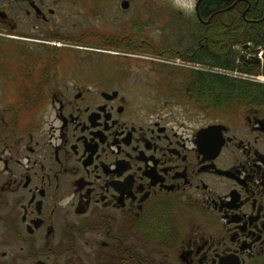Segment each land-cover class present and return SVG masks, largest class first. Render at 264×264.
<instances>
[{"label":"flooded vegetation","instance_id":"af4514ba","mask_svg":"<svg viewBox=\"0 0 264 264\" xmlns=\"http://www.w3.org/2000/svg\"><path fill=\"white\" fill-rule=\"evenodd\" d=\"M88 1L0 0V264H264V13Z\"/></svg>","mask_w":264,"mask_h":264},{"label":"trees","instance_id":"16d2710c","mask_svg":"<svg viewBox=\"0 0 264 264\" xmlns=\"http://www.w3.org/2000/svg\"><path fill=\"white\" fill-rule=\"evenodd\" d=\"M249 1H250V7L248 8L246 12L247 18H254V19L262 18L263 13H264V0H248V2ZM218 2L219 0H203L202 6L205 8L210 7V6H217ZM238 6L242 7L241 5L237 4L233 8H231V10L227 11V13L225 14V20H224L226 24L239 26L236 28L231 27V28L225 29L226 41L228 42L226 46L225 56H226L227 61L232 60V62H234L235 57H234L233 51L231 50V46L236 43H243L249 39L248 36L245 34L244 36H241L243 32H246V33L249 32L248 29H246L245 27H242V26H247V23H249V21H247L245 18L244 19L242 18L241 13L237 11ZM218 18H216L214 23L219 22ZM242 83H243L242 84L243 90H247L248 88H252L253 86L264 88V84H261V83L255 84L251 81H245V80ZM218 85L225 87L222 84H218Z\"/></svg>","mask_w":264,"mask_h":264},{"label":"rangeland","instance_id":"374dc122","mask_svg":"<svg viewBox=\"0 0 264 264\" xmlns=\"http://www.w3.org/2000/svg\"><path fill=\"white\" fill-rule=\"evenodd\" d=\"M158 2L163 3V7H188L192 5V0H158ZM87 3L89 4L88 0H86Z\"/></svg>","mask_w":264,"mask_h":264},{"label":"water","instance_id":"95a60500","mask_svg":"<svg viewBox=\"0 0 264 264\" xmlns=\"http://www.w3.org/2000/svg\"><path fill=\"white\" fill-rule=\"evenodd\" d=\"M128 5L126 4V2H123L122 4H121V7H123V8H126Z\"/></svg>","mask_w":264,"mask_h":264}]
</instances>
